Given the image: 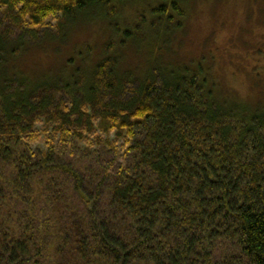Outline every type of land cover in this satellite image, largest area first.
<instances>
[{
  "label": "trees",
  "instance_id": "16d2710c",
  "mask_svg": "<svg viewBox=\"0 0 264 264\" xmlns=\"http://www.w3.org/2000/svg\"><path fill=\"white\" fill-rule=\"evenodd\" d=\"M130 1L0 0V264L36 247L57 264H264V106L176 61L184 0L148 7L142 41L121 33L148 49L140 73L115 39L92 67L20 68L49 19L110 21ZM223 241L235 250L216 259Z\"/></svg>",
  "mask_w": 264,
  "mask_h": 264
},
{
  "label": "rangeland",
  "instance_id": "374dc122",
  "mask_svg": "<svg viewBox=\"0 0 264 264\" xmlns=\"http://www.w3.org/2000/svg\"><path fill=\"white\" fill-rule=\"evenodd\" d=\"M130 2L118 8L113 3L116 11L110 21L97 15L92 20L64 23L61 31L58 30L61 17L49 19L41 28L49 38L28 50L20 68L31 77L45 76L80 65L83 61L80 55L92 67L102 58L105 44L115 39L113 50L122 54V68L140 73L150 58L147 47L131 41L120 43V35L132 30L135 39L142 41L148 31L155 29L148 7L155 8L158 2ZM183 6V23L174 32V43L167 44L169 51L175 52L176 61L184 64L203 61L211 78L220 85L221 96L252 107L264 106V0H184ZM51 232L53 229L43 237H51ZM228 250H235L234 242L223 241L215 258L222 259ZM56 260L52 249L46 247L41 251L36 247L29 264H57Z\"/></svg>",
  "mask_w": 264,
  "mask_h": 264
},
{
  "label": "bare ground",
  "instance_id": "6f19581e",
  "mask_svg": "<svg viewBox=\"0 0 264 264\" xmlns=\"http://www.w3.org/2000/svg\"><path fill=\"white\" fill-rule=\"evenodd\" d=\"M160 24V23H159ZM131 36V35H130ZM133 36H135V35H133ZM87 78V77H86ZM121 80V79H120ZM133 80V79H132ZM60 87V86H59ZM213 96V95H212Z\"/></svg>",
  "mask_w": 264,
  "mask_h": 264
}]
</instances>
